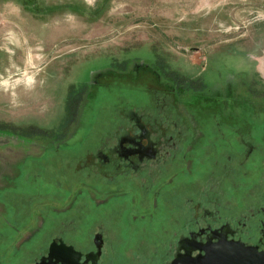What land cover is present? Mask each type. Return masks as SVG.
Returning <instances> with one entry per match:
<instances>
[{
	"label": "flooded vegetation",
	"instance_id": "flooded-vegetation-1",
	"mask_svg": "<svg viewBox=\"0 0 264 264\" xmlns=\"http://www.w3.org/2000/svg\"><path fill=\"white\" fill-rule=\"evenodd\" d=\"M112 93L117 110L91 131ZM75 107L50 150L0 153V191L21 201L8 220L21 264H134L145 251L163 253L161 264H196L238 245L264 259V96L230 81L194 85L172 62L138 60L95 73ZM42 161L60 179L39 180ZM41 181L35 197L16 190ZM34 202L45 209L32 213ZM153 257L147 264H158Z\"/></svg>",
	"mask_w": 264,
	"mask_h": 264
},
{
	"label": "rangeland",
	"instance_id": "rangeland-1",
	"mask_svg": "<svg viewBox=\"0 0 264 264\" xmlns=\"http://www.w3.org/2000/svg\"><path fill=\"white\" fill-rule=\"evenodd\" d=\"M138 60L156 66L166 60L194 85L230 81L263 98L264 0H0V153H21L34 144L50 150L72 128L76 99L92 76ZM125 94L129 101L137 98ZM115 96H102L108 103L96 107L91 131L111 120ZM33 170L44 182L60 179L49 163ZM42 181L16 190L35 197ZM4 190L0 264H21L8 233L20 196ZM45 206L34 202L31 212ZM153 254L134 252V264H147ZM127 255L115 252L113 259L122 262ZM162 256L153 258L161 264Z\"/></svg>",
	"mask_w": 264,
	"mask_h": 264
},
{
	"label": "water",
	"instance_id": "water-1",
	"mask_svg": "<svg viewBox=\"0 0 264 264\" xmlns=\"http://www.w3.org/2000/svg\"><path fill=\"white\" fill-rule=\"evenodd\" d=\"M208 256L201 260L200 263L196 264H205L204 261L209 259H215L216 263L214 264H264V259L259 254L250 250L249 248L244 247L243 245L235 246H224L218 249H214L215 257H211L210 254L213 251H206ZM99 253L97 254V258ZM51 260V258H50ZM218 261V262H217ZM41 264H47L45 260ZM49 264V263H48ZM173 264H185V262H174Z\"/></svg>",
	"mask_w": 264,
	"mask_h": 264
}]
</instances>
